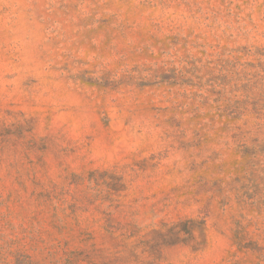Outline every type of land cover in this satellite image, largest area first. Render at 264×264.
I'll return each instance as SVG.
<instances>
[{"label": "rangeland", "instance_id": "374dc122", "mask_svg": "<svg viewBox=\"0 0 264 264\" xmlns=\"http://www.w3.org/2000/svg\"><path fill=\"white\" fill-rule=\"evenodd\" d=\"M0 264H264V0H0Z\"/></svg>", "mask_w": 264, "mask_h": 264}]
</instances>
